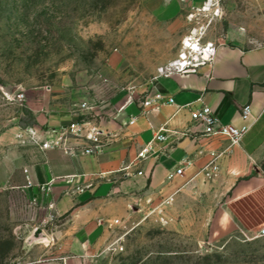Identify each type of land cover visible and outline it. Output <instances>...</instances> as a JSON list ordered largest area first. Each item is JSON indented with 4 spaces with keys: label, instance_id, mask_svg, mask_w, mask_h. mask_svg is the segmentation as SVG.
I'll return each mask as SVG.
<instances>
[{
    "label": "rangeland",
    "instance_id": "374dc122",
    "mask_svg": "<svg viewBox=\"0 0 264 264\" xmlns=\"http://www.w3.org/2000/svg\"><path fill=\"white\" fill-rule=\"evenodd\" d=\"M217 1L186 0L161 21L146 0H0V131L50 109L101 128L154 93L188 36L218 44L237 28L247 47L264 42V0ZM218 171L81 260L53 238L60 219L47 203L0 190V264H264V190L230 202ZM37 231L44 239L28 244Z\"/></svg>",
    "mask_w": 264,
    "mask_h": 264
},
{
    "label": "crops",
    "instance_id": "0c3cea01",
    "mask_svg": "<svg viewBox=\"0 0 264 264\" xmlns=\"http://www.w3.org/2000/svg\"><path fill=\"white\" fill-rule=\"evenodd\" d=\"M186 0H146L161 21L178 18ZM197 3V2H195ZM216 44L211 63L185 74L164 72L155 91L156 109L126 100L115 119L100 124L106 133L100 152L86 154L89 141L66 131L79 120L75 110H47L28 127L0 131V190L33 193L60 219L53 238L75 260L84 259L130 230L149 210L176 200L213 167L230 202L264 190V42L247 47L241 30L230 28ZM172 99L173 102L169 100ZM209 106L222 124H247L239 143L206 135L191 110ZM251 107L244 122L241 109ZM165 137L160 141L156 136ZM60 139L43 149L42 143ZM152 153L138 157L146 146ZM182 174H177L178 168ZM67 259V257H65ZM65 264V263H64Z\"/></svg>",
    "mask_w": 264,
    "mask_h": 264
},
{
    "label": "built area",
    "instance_id": "2783aa9c",
    "mask_svg": "<svg viewBox=\"0 0 264 264\" xmlns=\"http://www.w3.org/2000/svg\"><path fill=\"white\" fill-rule=\"evenodd\" d=\"M218 4L217 0H204L203 9L209 10L211 6ZM194 42L198 43L199 49L195 50ZM192 45H191V44ZM216 44L214 42H200L199 39H196L192 36H188L183 40L182 50L179 54V57L173 61L165 72L169 73H180L185 74L188 72H193L200 65L211 63L216 55ZM162 101L161 94H154L153 96L148 97L142 103L144 108L156 109L160 102ZM173 102L172 99L169 100ZM241 118L244 122L248 121L251 117V107L250 105H245L241 109ZM191 119L192 121L200 124L204 128V133L206 135H222L228 137L233 144L240 142L242 137L248 132L249 126L243 124L242 126L236 127L230 124H222L220 122L219 116L213 112V110L207 105H201L199 108L191 110ZM89 123L84 121H73L67 127L66 131L76 138H84L89 141V145L84 149L86 154H92L100 152L103 147L102 139L106 137L99 127L91 126ZM60 139H55L42 143L43 149H53L60 145ZM157 140H164L165 137L161 134L156 136ZM152 153V148L148 145L144 147L138 154V157L141 159L147 158ZM183 168H178L176 170L177 174H182ZM259 235H264V224L261 226L258 231ZM32 264V263H27Z\"/></svg>",
    "mask_w": 264,
    "mask_h": 264
},
{
    "label": "water",
    "instance_id": "95a60500",
    "mask_svg": "<svg viewBox=\"0 0 264 264\" xmlns=\"http://www.w3.org/2000/svg\"><path fill=\"white\" fill-rule=\"evenodd\" d=\"M43 239H44V235L42 234V232L37 231L30 238H28V244H32L36 241L43 240Z\"/></svg>",
    "mask_w": 264,
    "mask_h": 264
},
{
    "label": "bare ground",
    "instance_id": "6f19581e",
    "mask_svg": "<svg viewBox=\"0 0 264 264\" xmlns=\"http://www.w3.org/2000/svg\"><path fill=\"white\" fill-rule=\"evenodd\" d=\"M191 44V43H190ZM192 45V44H191ZM199 49V47H197V49H195V50H198Z\"/></svg>",
    "mask_w": 264,
    "mask_h": 264
}]
</instances>
